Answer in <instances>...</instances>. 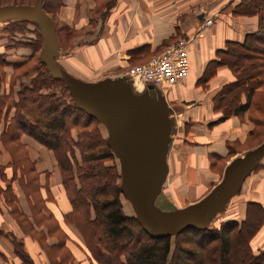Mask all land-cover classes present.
I'll return each instance as SVG.
<instances>
[{"label": "crops", "instance_id": "1", "mask_svg": "<svg viewBox=\"0 0 264 264\" xmlns=\"http://www.w3.org/2000/svg\"><path fill=\"white\" fill-rule=\"evenodd\" d=\"M241 1L58 0L55 9L49 12L55 21L58 18L75 27L89 25L95 18V35L100 36L95 40V67L105 59L111 60L110 63L142 59L178 37L190 38L188 75L176 84L163 86L164 94L161 92L167 101L171 120L167 177L177 207L208 194L223 177L226 165L251 148H244L254 128L248 112L231 114L220 120L223 112L215 105L219 90L235 79L231 68L218 64L202 81L210 62L217 59L218 49L224 48L227 41H243L247 33L259 29L258 14L235 12ZM208 16L213 22L204 25ZM4 22H0V56L3 58L0 63V264L17 261L12 247L13 237L23 242L37 264H50L42 245L58 242L56 236L47 233L51 219L68 234L66 243L73 253L69 264H94L84 251L80 231L64 218L70 210V203L51 150L27 132H21L16 140L5 139L15 107H9L2 100L10 92L14 93V89L17 91L21 77L12 81L13 66L18 62L26 63L25 59L18 58L19 50L26 51L21 52L23 56L30 45L15 44L12 38L16 37L7 32ZM244 99L243 96L242 101ZM20 149L27 153L31 170L21 171L14 165ZM33 183L36 188L32 187ZM185 197H193V200L185 202ZM249 202H258L264 207V165L245 176L238 192L230 197L220 212V221L244 220ZM157 204L160 206L158 201ZM43 230L46 238H37L33 233L42 235L40 231ZM251 246L256 252L264 249V222L252 237Z\"/></svg>", "mask_w": 264, "mask_h": 264}, {"label": "trees", "instance_id": "2", "mask_svg": "<svg viewBox=\"0 0 264 264\" xmlns=\"http://www.w3.org/2000/svg\"><path fill=\"white\" fill-rule=\"evenodd\" d=\"M56 3L58 0H42V5L48 13L55 9ZM235 12L258 14L259 29L247 33L243 41H227L224 48L218 49V57L210 62L202 81L208 78L210 70L218 64H226L231 68L235 79L219 90L215 105L223 112L220 120L231 114L248 112L254 123L247 139V142H250L254 129L262 120L253 115L254 111L257 110L261 114L263 110L262 107H256V103H261L258 96L264 94V0H242L236 6ZM9 21L30 22L15 19L6 23ZM2 61L0 56V63ZM24 63L18 62L14 68L21 67ZM26 74L27 72L23 75ZM40 75L43 77L38 79L37 76ZM31 78L30 85L21 82L16 99L13 93L10 97L11 103L8 105L15 107V113L8 125L5 139L16 140L21 132H27L51 150L55 164L61 171L62 187L70 203V210L64 218L80 231L86 245L84 251L94 264H179L182 256L186 257V264H264V249L256 252L251 246L252 237L264 222V207L258 202L248 203L247 216L242 221L227 219L212 227H187L174 235V243L172 235L155 237L147 233L137 217L126 215L122 210L121 190L117 182L120 173L115 164L105 163V159L114 156L107 142L105 141V144L99 133L97 139L95 130L89 131L86 125L77 129L76 135L72 133L71 129L76 127L77 123L76 119L70 118L73 114L71 107L79 108L72 98L66 99L42 91L47 90L45 85L48 80L55 79L51 77L48 69H40L38 75ZM66 90L68 88L65 85ZM23 158L27 159L28 156H16L13 161L21 171L28 170L25 165L28 159L23 164ZM98 172L106 174L109 191L101 192L97 189L95 175ZM33 186L36 188L37 185L33 183ZM53 222L56 221L53 219ZM52 223L50 227L47 226V233L50 235L53 232ZM56 225L59 229L57 223ZM40 233V238H46V231ZM63 233L66 237H59L57 243L42 245L50 264H68L72 258L73 253L66 243L68 234ZM184 234L191 236L185 237L184 240L181 238H184ZM237 236L242 239L244 250L241 256L245 260L235 261L230 258L228 252L225 253L226 256L216 258L217 251L224 249L228 240ZM120 240H124L126 244L120 246ZM11 241L17 257L13 264H37L26 251L22 241L15 237ZM57 251L59 253H56Z\"/></svg>", "mask_w": 264, "mask_h": 264}, {"label": "water", "instance_id": "3", "mask_svg": "<svg viewBox=\"0 0 264 264\" xmlns=\"http://www.w3.org/2000/svg\"><path fill=\"white\" fill-rule=\"evenodd\" d=\"M7 19L38 24L43 40L40 60L52 76L65 81L76 106L106 127V142L120 162V189L151 236L173 235L187 227H207L211 218L238 192L243 179L264 153L263 141L229 162L222 179L201 199L183 207L161 208L157 198L168 173L171 120L159 88L150 83L144 91H134L122 77L91 81L70 73L56 58L60 45L56 26L41 0L0 4V22Z\"/></svg>", "mask_w": 264, "mask_h": 264}, {"label": "rangeland", "instance_id": "4", "mask_svg": "<svg viewBox=\"0 0 264 264\" xmlns=\"http://www.w3.org/2000/svg\"><path fill=\"white\" fill-rule=\"evenodd\" d=\"M32 0H0V4H7V3H28L31 2ZM36 1V0H35ZM34 1V2H35ZM51 1V0H50ZM104 6V5H102ZM52 17V16H51ZM53 18V17H52ZM8 20H15V19H7L5 21ZM25 20V19H24ZM28 21V20H26ZM53 21L56 25V28L58 29L57 31V35H58V39H59V47L57 50V55L56 58L58 61H60L59 63L62 65H65V68L72 73L73 75L85 79V80H91V81H95L96 79H102V78H123V82H125L128 86H130L132 89H134V91H144L146 86H140L139 84L134 83L131 79L128 78V76L126 75L127 70L132 66V64L134 63H138L141 62L142 60H144V58L146 59L148 55H146L144 58L142 59H137V60H132L129 59V61L126 60H116L113 61V63L111 60H107L105 59V61L100 60L101 64L103 62L102 65L99 64V67H95V56L97 55V52H95V40L98 39V37L95 35V18L92 19V21H90L89 25L83 26V27H75V26H70L64 23V21L59 20L58 18L55 19L53 18ZM2 24V23H1ZM7 29V32L9 34H13L15 35L14 37L16 38H12L15 42V44H29L30 45V49L27 50V53L24 54L23 56L21 55V52L24 53L25 50H19L20 51V55L18 58L21 59H25L26 63H24L21 67H16L13 70V77H12V81H18L17 77H21L20 79V85L21 86V82H26L27 84H31V77L38 75L40 69H44L47 70L48 67L46 66V64L40 60L39 58V51L42 45V35L40 33V29L39 26L36 22H29V23H18V22H11L9 21L8 23L4 22L3 23ZM18 37V38H17ZM31 51V52H29ZM26 52V51H25ZM17 58V57H16ZM145 61V60H144ZM42 62V64H41ZM109 63V64H108ZM101 65V66H100ZM63 66V65H62ZM64 67V66H63ZM26 75H23L24 73H26ZM48 72L50 73V71L48 70ZM51 75V73H50ZM43 76L40 75L37 76V78H41ZM51 77L55 78L52 80H48L46 82V89L47 90H42L44 93H53L57 96L60 97H65L66 99H71V96L69 94V91L66 90L65 91V81L62 79V81L60 79H57L59 77H54L51 75ZM25 83V84H26ZM35 85V84H34ZM36 85H39L38 83H36ZM17 87V85H16ZM19 87H17V91H19ZM159 87L162 91V93L164 94V88L162 89L161 86H157ZM159 89V90H160ZM17 91H15L14 89V93ZM13 93V95H14ZM15 93V94H16ZM15 96V95H14ZM12 97V92H10V94H7L5 96V100L7 103H11V98ZM258 100L261 101V103H256L258 105H256V107H262V111L261 114L260 112H258L257 110L254 111L255 117H259L262 120H260V125L257 126V128L254 129V133H252L251 135V139L250 142H247L246 146H244V148H250L249 150H252L253 148H255L256 146H258L259 144H261L264 141V94L262 96H258ZM4 102V100H2ZM76 105V104H75ZM78 107V106H77ZM73 108V114L70 116V118L76 119V123L77 126L73 127L71 129L72 133L74 135H76V130L77 129H82V125H86L87 129L89 131H94L95 130V136L98 139L97 133H99L101 135V137L104 139V142L106 141V136H107V130L106 127L103 125V123H101L98 120H95L94 118H91L89 116H87L83 111L74 108L73 106L71 107ZM248 118L251 120V118L249 117L248 114ZM252 121V120H251ZM106 144V142H105ZM253 146V147H252ZM110 147V146H109ZM112 150V149H111ZM113 152V150H112ZM114 153V152H113ZM21 155L22 157L27 155V153L23 150L20 149L18 150V154L17 156ZM27 161L26 158H23L21 163L25 164ZM257 164L255 165L254 168H257L258 166L264 165V153L260 156L259 160H257ZM263 162V163H261ZM105 163L112 165L115 164L117 167L118 172L120 173V177L118 178L117 182H119V187H120V182H121V168H120V162L118 157L115 155L113 158H107L105 159ZM26 165V168L31 170L32 164L31 161H28ZM221 170L222 168H220V174H221ZM99 171V170H98ZM101 173V172H100ZM98 172V174L95 175L96 180H97V189L101 190V192H105V191H109L110 190V185L107 183V176L106 174H100ZM169 177V176H168ZM166 177L164 183H163V189L161 194L158 197V203L160 206H162L163 209H174L177 208L178 203L175 202V196L174 193L172 191V189L170 188L169 185V178ZM222 179V178H221ZM34 187V186H32ZM121 190V189H120ZM193 197H185V202H188L192 199ZM120 200H121V205H122V210L126 215H131V216H135L136 217V213L134 211V208L130 202V200L125 196V194L123 193V191L121 190L120 193ZM182 207V206H179ZM52 219H51V223H52ZM220 222V212H218L213 218H211L210 222L208 223L207 227H212L215 225H218ZM141 224V223H140ZM53 226V232L51 233L50 236L54 237L56 236L57 239L59 240V237H61L62 239H64L66 237V235L63 233V231L56 225V222L52 223ZM105 226V225H104ZM144 229V228H143ZM34 235L38 238H40V235L37 232H33ZM177 234V233H176ZM172 235V241L174 243L175 239H174V235ZM187 234H184V238L181 237L182 239L185 240V237H187ZM191 236V235H190ZM188 236V237H190ZM144 237V236H143ZM74 243H72V246ZM126 242L124 240H120L119 241V245H125ZM84 246H86L84 244ZM243 246H242V239L240 236H237L235 238H230L228 240V243L226 245V247L223 249L221 248L219 251H217L216 253V258L217 256H226L225 253L228 252L230 254V258L233 260H237L239 259L241 262H243L245 259L242 255L243 253ZM56 253H59V251H57ZM238 257V258H237ZM203 259L205 260V258L203 257ZM70 261V260H69ZM50 263V261H49ZM69 264V262H68ZM179 264H186V257L182 256Z\"/></svg>", "mask_w": 264, "mask_h": 264}, {"label": "built area", "instance_id": "5", "mask_svg": "<svg viewBox=\"0 0 264 264\" xmlns=\"http://www.w3.org/2000/svg\"><path fill=\"white\" fill-rule=\"evenodd\" d=\"M212 22V17L208 16L204 20V25ZM189 42V37H178L158 52L151 54L145 61L133 64L126 75L140 86L152 83L163 87L182 81L190 71Z\"/></svg>", "mask_w": 264, "mask_h": 264}]
</instances>
